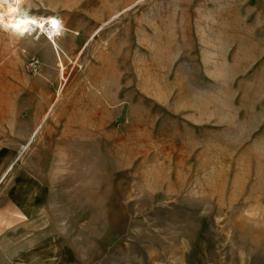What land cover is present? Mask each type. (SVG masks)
I'll return each instance as SVG.
<instances>
[{
	"label": "rangeland",
	"instance_id": "obj_1",
	"mask_svg": "<svg viewBox=\"0 0 264 264\" xmlns=\"http://www.w3.org/2000/svg\"><path fill=\"white\" fill-rule=\"evenodd\" d=\"M23 10L64 32L0 27V264H264V0Z\"/></svg>",
	"mask_w": 264,
	"mask_h": 264
},
{
	"label": "bare ground",
	"instance_id": "obj_2",
	"mask_svg": "<svg viewBox=\"0 0 264 264\" xmlns=\"http://www.w3.org/2000/svg\"><path fill=\"white\" fill-rule=\"evenodd\" d=\"M26 2L27 0H20V4L18 6L17 12L12 14L17 18V22H19L20 19H23L26 21V23L21 24L20 27H16L15 24L10 22L9 17L5 16L4 21L6 23L0 22V27L3 28L4 30H7L9 32H12L13 34H18V35H24L29 31H34L36 32V34L40 35L41 31H45L46 32L45 35L47 37L49 36L51 40H53L54 35L57 36L55 34L56 31H53L51 28H49L48 23L44 24V21L45 22L49 20L50 21L54 20L56 22L59 21L56 18H49V19L46 18L47 20L42 21L39 19L40 17L27 13L25 10H23V6H25ZM8 3H11L14 7H16V0H8ZM0 5H4V7H6V5L4 4V0H0ZM4 7H0V12H3Z\"/></svg>",
	"mask_w": 264,
	"mask_h": 264
},
{
	"label": "clouds",
	"instance_id": "obj_3",
	"mask_svg": "<svg viewBox=\"0 0 264 264\" xmlns=\"http://www.w3.org/2000/svg\"><path fill=\"white\" fill-rule=\"evenodd\" d=\"M4 4L6 7H4V5H0V7H4L3 12H0V22H5L4 17L7 16L9 17L10 22L15 24L16 27H20L21 24L26 23V21L23 19H20L19 22H17V18L12 15L13 13L17 12L20 0H16V7H14L11 3H8V0H4Z\"/></svg>",
	"mask_w": 264,
	"mask_h": 264
},
{
	"label": "crops",
	"instance_id": "obj_4",
	"mask_svg": "<svg viewBox=\"0 0 264 264\" xmlns=\"http://www.w3.org/2000/svg\"><path fill=\"white\" fill-rule=\"evenodd\" d=\"M17 207H19V206L17 205ZM14 210H15V214H16L17 216H19L18 209L16 210V209H14V207H11L10 210L7 209L6 212H9V211H10V212L14 215ZM18 221H19V220H18ZM7 223H8V221H7L6 219L0 218V227H1V228H2V227H7L5 230L0 231V244L4 242L5 231H6L8 228L12 227L11 225H13V224L9 225V224H7ZM0 251H1V247H0ZM1 253H2V252H1ZM0 257H3V255H0Z\"/></svg>",
	"mask_w": 264,
	"mask_h": 264
},
{
	"label": "built area",
	"instance_id": "obj_5",
	"mask_svg": "<svg viewBox=\"0 0 264 264\" xmlns=\"http://www.w3.org/2000/svg\"><path fill=\"white\" fill-rule=\"evenodd\" d=\"M44 17L39 18L42 20ZM43 21V20H42ZM62 20L60 19L59 22H56L54 20L44 21V24L48 23L49 28H51L53 31H56V35L61 36L64 32V27L61 25ZM41 34H46L45 31H42Z\"/></svg>",
	"mask_w": 264,
	"mask_h": 264
}]
</instances>
